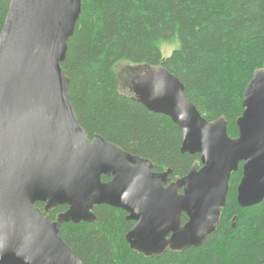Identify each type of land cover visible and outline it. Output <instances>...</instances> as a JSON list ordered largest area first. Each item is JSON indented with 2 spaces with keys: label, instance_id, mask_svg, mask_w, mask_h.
Instances as JSON below:
<instances>
[{
  "label": "water",
  "instance_id": "water-1",
  "mask_svg": "<svg viewBox=\"0 0 264 264\" xmlns=\"http://www.w3.org/2000/svg\"><path fill=\"white\" fill-rule=\"evenodd\" d=\"M81 13L82 0H11L0 33V264H84L60 228L96 222L98 205L136 222L126 234L135 252L199 247L218 231L241 163L239 205L264 200V66L245 87L236 137L225 117L205 118L166 68L135 75V99L179 126L182 153L201 156L199 168L170 181L173 169L155 171L150 159L91 139L82 126L62 66ZM59 206L68 208L51 220Z\"/></svg>",
  "mask_w": 264,
  "mask_h": 264
},
{
  "label": "trees",
  "instance_id": "trees-1",
  "mask_svg": "<svg viewBox=\"0 0 264 264\" xmlns=\"http://www.w3.org/2000/svg\"><path fill=\"white\" fill-rule=\"evenodd\" d=\"M10 3L0 0V33ZM170 40L179 47L164 57L160 45ZM120 65L166 68L185 84L201 114L208 120L225 117L235 137L245 87L264 66V0H82L62 63L82 126L90 138L101 135L150 159L156 171L172 168V179L183 177L201 166L200 154L182 153L179 126L122 90L121 76L128 82L133 72L121 75ZM241 177L242 164L231 177L218 231L196 248L152 256L135 252L126 241L134 222L109 205L94 208V223L62 224L60 236L84 264H264V200L241 207ZM67 208L51 211V220Z\"/></svg>",
  "mask_w": 264,
  "mask_h": 264
},
{
  "label": "rangeland",
  "instance_id": "rangeland-1",
  "mask_svg": "<svg viewBox=\"0 0 264 264\" xmlns=\"http://www.w3.org/2000/svg\"><path fill=\"white\" fill-rule=\"evenodd\" d=\"M161 47V50H162V54L164 57H168L170 56L174 49L178 48L179 47V41L178 40H170V41H163L160 45ZM126 65H120L119 67V71H121V75L123 74V72L125 70H130L132 73V75L134 74H137V73H140L143 71L144 67H136V66H131V67H125ZM125 78L123 76H121V88L122 90L126 91V92H129L131 91V80L128 79V82H124L126 80H124ZM124 82V83H123ZM127 86V87H126ZM126 87V89L124 88ZM230 135V134H229ZM239 135V134H238ZM237 135V136H238ZM231 136V135H230ZM231 137H234V136H231ZM236 137V136H235ZM233 175V173H232ZM231 175V177H232ZM231 180V179H230Z\"/></svg>",
  "mask_w": 264,
  "mask_h": 264
},
{
  "label": "flooded vegetation",
  "instance_id": "flooded-vegetation-1",
  "mask_svg": "<svg viewBox=\"0 0 264 264\" xmlns=\"http://www.w3.org/2000/svg\"><path fill=\"white\" fill-rule=\"evenodd\" d=\"M135 75H136V74H135ZM135 75L133 74L132 77L134 78ZM133 78H129V80H131V84H132V80H133ZM92 138H93V137H92ZM92 138H91V139H92ZM152 163H153V162H152ZM153 164H154V163H153ZM241 164H242V166H243V163H241ZM240 166H241V165H240ZM171 169H172V168H171ZM154 170H155V165H154ZM167 170H168V169H167ZM155 171H156V170H155ZM164 171H166V170H164ZM164 171H158V172H164ZM172 175H173V174H172ZM172 175L170 176V181H173V180L179 178V177H177V178H173V179H172ZM107 177H108V176H107ZM241 178H242V177H241ZM109 180H110V178H109ZM109 180H108V181H109ZM240 180H241V179H240ZM239 183H240V182H239ZM259 204H260V203H259ZM257 205H258V204H257ZM254 206H256V205H254ZM254 206H250V207H254ZM123 211H124V210H123ZM125 213H126V216H127L128 213H127L126 211H125ZM49 214H50V213H49ZM234 217H235V216H234ZM126 219H127V217H126ZM127 220H129V219H127ZM130 221H132V220H130ZM133 222H134V225H135L136 222H135V221H133ZM134 225H133V227H134ZM133 227H132V228H133ZM132 228H131V229H132ZM126 234H127V233H126Z\"/></svg>",
  "mask_w": 264,
  "mask_h": 264
}]
</instances>
